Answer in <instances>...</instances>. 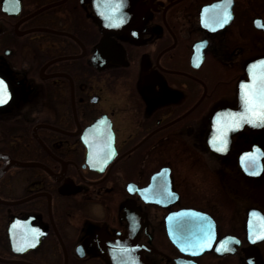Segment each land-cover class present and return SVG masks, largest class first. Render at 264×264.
<instances>
[{"label": "flooded vegetation", "instance_id": "flooded-vegetation-1", "mask_svg": "<svg viewBox=\"0 0 264 264\" xmlns=\"http://www.w3.org/2000/svg\"><path fill=\"white\" fill-rule=\"evenodd\" d=\"M111 3L105 18L102 0H0V74L14 90L0 152L36 162L0 174V264H115L111 239L131 230L151 264H247L257 202L240 197L229 225L189 190L201 165L230 189L228 171L245 175L240 154L264 147V130L248 128L224 155L206 142L214 109L236 106L245 63L264 53V0ZM185 207L215 220L212 248L197 255L168 234L167 216ZM230 233L242 243L219 252Z\"/></svg>", "mask_w": 264, "mask_h": 264}, {"label": "water", "instance_id": "water-1", "mask_svg": "<svg viewBox=\"0 0 264 264\" xmlns=\"http://www.w3.org/2000/svg\"><path fill=\"white\" fill-rule=\"evenodd\" d=\"M113 0H102V16L111 18L110 7ZM119 14V11L117 12ZM122 14V12H121ZM11 83L0 74V108L8 105L14 95ZM264 88V53L253 56L245 63L244 72L237 81L236 106L224 105L217 107L212 115V130L208 133L206 142L208 147L217 154L224 155L231 149L233 136L244 129L264 130V102L259 93ZM252 104L246 103L245 90ZM254 157L255 159H245ZM0 158L5 159V164L0 167V174L11 164L33 165V161L14 159L5 152H0ZM264 147L256 144L253 149L240 154V165L248 177L263 175ZM257 173V174H251ZM170 184H168V187ZM146 198L148 190H139ZM177 195V194H176ZM175 194L173 196L176 197ZM173 200V199H172ZM168 234L171 240L185 253L200 254L211 249L216 237V224L214 218L205 210L196 207H185L169 213L166 218ZM18 222L14 218L9 226L11 243L16 249L21 237L16 235L15 226ZM246 228L248 242L245 248L247 264H264L262 254L259 252L260 243L264 241V210L259 206H251L246 215ZM137 234L129 232V237L111 239L112 255L115 264H151L144 256V249L137 244ZM240 238L227 234L219 240L218 251L221 253H234ZM217 246V247H218ZM19 252V251H18ZM2 260H8L1 258Z\"/></svg>", "mask_w": 264, "mask_h": 264}, {"label": "rangeland", "instance_id": "rangeland-1", "mask_svg": "<svg viewBox=\"0 0 264 264\" xmlns=\"http://www.w3.org/2000/svg\"><path fill=\"white\" fill-rule=\"evenodd\" d=\"M233 168L228 171L231 176L230 189L222 186L221 173L212 172L208 167L201 165L198 168V172L191 176L192 180L196 181V184L193 186V190H189L191 198L196 205L202 204L208 207V205H212L207 204L210 201L214 206L218 205L221 210L223 209L225 214H229V225L234 223L233 219L231 221L232 214L235 215L242 205L239 201L240 197L247 196L257 202V205L259 203L264 209V174L256 180L242 173L238 175V170H235L236 167ZM237 177L240 178L237 179ZM253 183L257 185L255 186ZM259 252L263 256L262 261H264V241L259 245ZM212 264H230V262L222 260L220 262L214 261Z\"/></svg>", "mask_w": 264, "mask_h": 264}, {"label": "snow or ice", "instance_id": "snow-or-ice-1", "mask_svg": "<svg viewBox=\"0 0 264 264\" xmlns=\"http://www.w3.org/2000/svg\"><path fill=\"white\" fill-rule=\"evenodd\" d=\"M225 19H227V18H225ZM257 23H258V26H260L259 22H257ZM245 96H246V103L251 105L252 100H251V98H248V90L247 89L245 90ZM259 96H260L261 101L264 102V88L261 89ZM245 159L247 160V159H255V158L254 157H245ZM251 174H257V173H251Z\"/></svg>", "mask_w": 264, "mask_h": 264}]
</instances>
